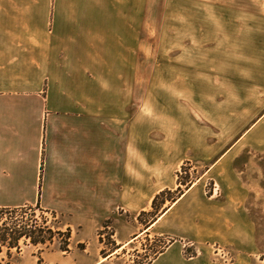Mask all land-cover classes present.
I'll list each match as a JSON object with an SVG mask.
<instances>
[{
  "label": "crops",
  "instance_id": "crops-1",
  "mask_svg": "<svg viewBox=\"0 0 264 264\" xmlns=\"http://www.w3.org/2000/svg\"><path fill=\"white\" fill-rule=\"evenodd\" d=\"M158 4L193 15L186 29L202 36L193 45L254 51L249 71L258 89L246 108L258 118L143 225L138 217L161 192L178 189L179 169L193 160L185 156L170 170L158 141L146 152L144 134H129L130 88ZM209 180L220 184L222 200L206 197ZM38 205L79 243H95L106 223L117 243L106 256L95 244L51 252L42 264H114L152 234L175 242L151 264H221L207 245L222 242L241 257H264V0H0V208ZM186 241L196 243L199 256L186 257Z\"/></svg>",
  "mask_w": 264,
  "mask_h": 264
},
{
  "label": "rangeland",
  "instance_id": "rangeland-1",
  "mask_svg": "<svg viewBox=\"0 0 264 264\" xmlns=\"http://www.w3.org/2000/svg\"><path fill=\"white\" fill-rule=\"evenodd\" d=\"M153 9L155 12L148 15V25L154 28L144 32L145 45L139 56L143 59L140 75L130 88L128 125L130 137L144 134L146 152L152 150L154 140L159 142L162 166H168L170 170L179 168L185 156L193 157L179 169L178 189L165 190L171 194L159 200L160 210H166L174 203L166 200L175 197L177 201L184 194L186 187L182 183L192 186L256 121L257 111L246 106L250 95L258 88L249 71V66L255 65L252 60L255 56L249 55L254 53L249 52L250 47H237L238 52L234 55L233 46L193 45L202 40L201 30H194L192 35L191 30L186 29L191 27L193 15L165 12L162 4ZM180 187L182 194L178 192ZM221 190L216 180H209L206 197L222 200L225 195ZM153 211L152 208L147 215H140L139 222L145 225L152 221ZM22 216L26 219L35 216L42 223L39 210L35 214L31 211L26 215L21 213L19 219ZM44 217L49 225L66 231L61 219L49 212H45ZM115 234L110 223L98 232L95 243L94 239L79 243L78 237L72 234L71 252H82L96 244L106 256L117 247ZM61 242L59 238L42 252L41 247H24L20 256L42 264L47 254L61 253ZM174 242L175 239L170 237L144 236L123 250L114 264H148L155 252L167 249ZM184 243L187 258L199 256L196 243ZM207 248L212 251L213 259L221 264H234L236 260H246L249 264L264 262V257H241L231 243H212ZM20 259L15 261L16 264Z\"/></svg>",
  "mask_w": 264,
  "mask_h": 264
},
{
  "label": "trees",
  "instance_id": "trees-1",
  "mask_svg": "<svg viewBox=\"0 0 264 264\" xmlns=\"http://www.w3.org/2000/svg\"><path fill=\"white\" fill-rule=\"evenodd\" d=\"M182 185L188 186L189 183H182ZM178 192L182 194L181 187ZM169 194H171L169 191H164L155 198L152 205L154 216L151 224L157 220V215L160 211L157 205L159 200ZM166 201L176 202V198L170 197ZM166 201L163 204H166ZM37 210L42 213V223L38 219H35V216L31 219H26L22 216V219H19V214L24 213L26 215L28 211L35 214ZM166 211L167 209L164 212ZM45 212L39 205L36 207L0 208V264H16L17 262L15 261H19L24 247H41L42 252L43 248H49L51 245H54L59 238L62 239L59 250L66 253L71 252L72 230L67 229L63 231L49 225L48 220L44 217ZM147 214V212H143L141 216ZM53 215L56 217L55 214ZM165 250L166 248H163L155 252L153 260ZM153 260L148 264H151Z\"/></svg>",
  "mask_w": 264,
  "mask_h": 264
},
{
  "label": "built area",
  "instance_id": "built-area-1",
  "mask_svg": "<svg viewBox=\"0 0 264 264\" xmlns=\"http://www.w3.org/2000/svg\"><path fill=\"white\" fill-rule=\"evenodd\" d=\"M218 253H220V252H218Z\"/></svg>",
  "mask_w": 264,
  "mask_h": 264
}]
</instances>
